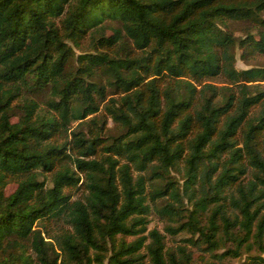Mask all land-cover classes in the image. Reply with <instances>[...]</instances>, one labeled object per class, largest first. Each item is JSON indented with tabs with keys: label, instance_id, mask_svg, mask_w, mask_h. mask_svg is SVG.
<instances>
[{
	"label": "trees",
	"instance_id": "1",
	"mask_svg": "<svg viewBox=\"0 0 264 264\" xmlns=\"http://www.w3.org/2000/svg\"><path fill=\"white\" fill-rule=\"evenodd\" d=\"M263 14L264 0H0V264H144L149 196L192 244L264 251V63L236 69L233 52L264 56ZM150 237L153 264L189 260Z\"/></svg>",
	"mask_w": 264,
	"mask_h": 264
},
{
	"label": "rangeland",
	"instance_id": "2",
	"mask_svg": "<svg viewBox=\"0 0 264 264\" xmlns=\"http://www.w3.org/2000/svg\"><path fill=\"white\" fill-rule=\"evenodd\" d=\"M264 15V14H263ZM227 29L232 31L236 36L244 37L247 34V30L252 29L251 25L248 24L247 21H231L227 25ZM251 31H255L252 29ZM78 52V50H76ZM243 49L240 48L238 45L234 48V56H235V63L234 66L236 69H247L256 64L264 63V56L250 53L249 51L246 52V56H242ZM205 83H211L216 87L217 93H219V97L221 93L229 92L228 86L231 84L221 81H214L208 80ZM201 85H198L199 90L201 89ZM109 126L113 127L114 123L112 120H109ZM172 178L178 180L179 184L182 183L183 177L181 173L177 170L171 171ZM16 187V183L12 182L6 186V192L10 193ZM148 189H152V187L148 186ZM147 203L150 205V210L147 213V223L146 229L141 232L140 235L146 236L144 240V244L139 250L143 256L144 264H153L151 257L148 253L146 245L150 242V230L157 229L161 234L164 235V243H165V250L171 249L175 252L176 258L181 259L182 253L179 247H183L187 253L190 254V258L185 264H261L252 261H255L252 255H261L264 256V251H261L258 246L253 242V238H250L249 242L251 243L250 246L243 244L240 247V254L234 256L232 254L225 253L227 246L235 247L232 242H229L227 246L220 247L213 252L207 250L205 248V244H192L191 241L187 240L186 237H190V234L186 231L178 232L177 234H172L168 229L167 226L171 225L169 218L165 215H161V213L157 210L158 207L163 205L162 200H158L154 202L151 200V197H148ZM134 236L128 237V240H132ZM224 253L222 256L220 254ZM167 264H171L167 261Z\"/></svg>",
	"mask_w": 264,
	"mask_h": 264
}]
</instances>
